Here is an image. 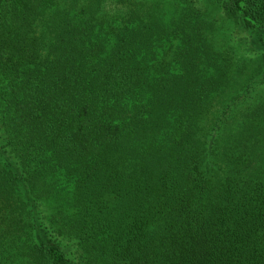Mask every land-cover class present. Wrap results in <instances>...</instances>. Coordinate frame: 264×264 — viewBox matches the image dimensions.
I'll return each instance as SVG.
<instances>
[{
  "label": "trees",
  "instance_id": "trees-1",
  "mask_svg": "<svg viewBox=\"0 0 264 264\" xmlns=\"http://www.w3.org/2000/svg\"><path fill=\"white\" fill-rule=\"evenodd\" d=\"M0 264H264V0H0Z\"/></svg>",
  "mask_w": 264,
  "mask_h": 264
},
{
  "label": "rangeland",
  "instance_id": "rangeland-1",
  "mask_svg": "<svg viewBox=\"0 0 264 264\" xmlns=\"http://www.w3.org/2000/svg\"><path fill=\"white\" fill-rule=\"evenodd\" d=\"M158 2V4H163V5H166L167 2H169V0H156Z\"/></svg>",
  "mask_w": 264,
  "mask_h": 264
}]
</instances>
